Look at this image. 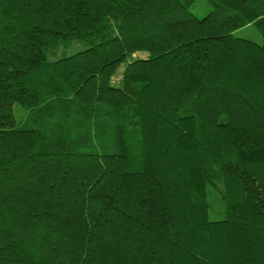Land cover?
Wrapping results in <instances>:
<instances>
[{"label":"trees","instance_id":"trees-1","mask_svg":"<svg viewBox=\"0 0 264 264\" xmlns=\"http://www.w3.org/2000/svg\"><path fill=\"white\" fill-rule=\"evenodd\" d=\"M205 1L0 0V264H264V0Z\"/></svg>","mask_w":264,"mask_h":264},{"label":"rangeland","instance_id":"rangeland-1","mask_svg":"<svg viewBox=\"0 0 264 264\" xmlns=\"http://www.w3.org/2000/svg\"><path fill=\"white\" fill-rule=\"evenodd\" d=\"M210 9H211L210 6L207 4L205 0H194V5L191 7V11L200 18L204 17L207 13H209ZM235 36L248 39L259 44H262L264 40L263 36L261 35V33L257 31L254 25H249L247 27L238 30L237 32H235ZM83 49H85V46H83L80 43H75L70 48H68V50L59 51V53L57 54V56H55L54 59L59 58L62 55H67V56L73 55L74 53L81 51ZM140 56L145 57V55H140ZM119 78L120 77H118L116 80L118 81ZM222 210L223 207L221 203L220 204L217 203V206L214 205V209L211 211V218L219 219L223 212Z\"/></svg>","mask_w":264,"mask_h":264}]
</instances>
